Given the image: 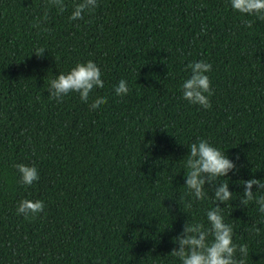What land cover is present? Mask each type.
I'll return each mask as SVG.
<instances>
[{
    "label": "trees",
    "instance_id": "1",
    "mask_svg": "<svg viewBox=\"0 0 264 264\" xmlns=\"http://www.w3.org/2000/svg\"><path fill=\"white\" fill-rule=\"evenodd\" d=\"M63 2L0 0V264H179L171 238L212 206L184 186L197 138L239 166L223 214L247 264H264V214L239 206L238 183L264 178V19L229 0H99L69 20L80 0ZM201 59L212 65L207 109L179 87ZM88 61L105 81L90 101L107 97L99 111L75 92L49 98L54 75ZM121 78L129 93L118 97ZM18 163L39 180L22 185ZM24 198L44 210L17 215Z\"/></svg>",
    "mask_w": 264,
    "mask_h": 264
},
{
    "label": "clouds",
    "instance_id": "2",
    "mask_svg": "<svg viewBox=\"0 0 264 264\" xmlns=\"http://www.w3.org/2000/svg\"><path fill=\"white\" fill-rule=\"evenodd\" d=\"M51 2L61 11L65 7L63 0ZM229 5L234 12L241 15H254L264 19V0H229ZM98 6L99 0H80L73 5L68 19H81L86 11L92 12ZM44 51L43 48L37 47L33 53L41 56ZM186 67L190 74L179 85L182 97L189 104L209 108L212 91L208 73L212 70V65L201 59L189 61ZM102 77L103 72L97 63L77 62L67 72L60 71L59 75H54L47 87L48 96L59 101L75 92L83 103L89 104L97 89L105 88ZM113 93L118 97L127 95L128 82L121 78L113 85ZM106 103L107 97L97 95L94 102L90 103V109L99 111ZM187 147L189 151L186 159L185 157L182 159L185 169L184 186L196 200H204L210 196L212 206L205 209L206 222L188 220L184 223L182 230L171 238L176 247L170 253L179 260V264H247L248 245L235 242L233 227L226 222L223 214V208L235 200L233 197L235 192L229 187V173L238 172L239 166L226 151L206 139L197 138L196 141L187 144ZM14 167L22 185L30 186L39 180V171L35 164L18 163ZM238 183L243 186L239 206H248L249 202H254L257 211L264 214V178L253 175L248 179H241ZM43 210V200L24 198L18 202L16 214L28 219Z\"/></svg>",
    "mask_w": 264,
    "mask_h": 264
}]
</instances>
